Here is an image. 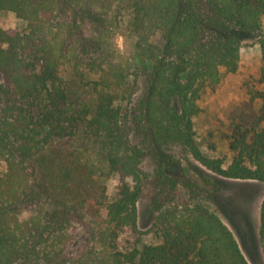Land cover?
<instances>
[{"label": "trees", "instance_id": "16d2710c", "mask_svg": "<svg viewBox=\"0 0 264 264\" xmlns=\"http://www.w3.org/2000/svg\"><path fill=\"white\" fill-rule=\"evenodd\" d=\"M6 10L27 27L0 29V164L7 165L0 264H252L198 185L172 172L182 164L180 149L222 177L264 183V127L234 125L227 163L200 149L193 123L204 92L221 82L220 67L237 71L249 39L261 47L255 97L264 110V0H0ZM120 15L141 62L133 80L124 64H109L115 49L107 35ZM66 63L85 79L106 74L87 80L88 102L75 101L60 72ZM142 76L148 88L137 97ZM94 166L117 174L112 196L86 179ZM164 184V194L150 193ZM97 187L99 195L91 192ZM143 197L157 212L163 242L123 249L124 232L141 233ZM260 218L264 251V196Z\"/></svg>", "mask_w": 264, "mask_h": 264}, {"label": "rangeland", "instance_id": "374dc122", "mask_svg": "<svg viewBox=\"0 0 264 264\" xmlns=\"http://www.w3.org/2000/svg\"><path fill=\"white\" fill-rule=\"evenodd\" d=\"M121 16V15H120ZM119 16V18H120ZM128 17L122 15L121 20L111 29L107 35L111 41L115 55L109 63L124 64L128 79H134V72L141 65L136 58L135 41L127 27ZM27 21L19 17L16 12L6 10L0 12V29H8L12 32L23 31L27 27ZM264 25V20H263ZM160 42V36L157 38ZM261 47L257 39H249L240 50L239 67L235 72H229L226 67H220L222 75L220 84L215 89H208L201 98V112L194 117L195 138L200 149L208 156L226 157L229 163L232 152L228 145V135L236 124H242L249 128L264 127V110L262 101L255 97V92L261 87L259 82L261 74ZM62 76L70 88L76 102L83 104L94 95L90 78L100 79L106 77L102 71L80 77L72 65H63ZM3 77L0 74V82ZM148 88L145 76H142L136 87L137 97L144 95ZM138 131L132 132L133 143L141 140ZM88 157L96 160L98 153L85 149ZM181 159V165L173 169V175L188 183H195L197 189L203 194L204 202L232 229L244 254L252 264H264L263 243L260 237L261 203L264 196V183L256 179H240L222 177L197 161L186 150H177ZM188 159L193 163L192 167ZM145 169L152 171L155 166V158L148 156L144 161ZM0 171L7 172V165L1 162ZM86 179L106 185L107 193L112 196L118 184L116 173L105 175L98 168L87 167ZM164 184L159 190L150 189V193L164 194L168 190ZM89 188V187H88ZM99 187L91 192L99 195ZM104 198L100 197L97 205ZM138 225L140 234L129 231L121 235L120 246L131 250L135 246L142 248L146 244H158L163 242L161 224L157 218V212L150 199L143 197L138 202ZM28 264V263H27ZM33 264H46L40 261Z\"/></svg>", "mask_w": 264, "mask_h": 264}]
</instances>
